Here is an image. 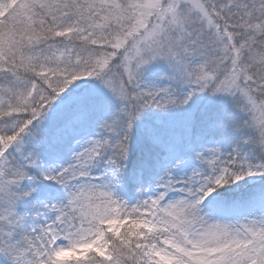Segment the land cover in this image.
<instances>
[{
	"label": "snow or ice",
	"instance_id": "1",
	"mask_svg": "<svg viewBox=\"0 0 264 264\" xmlns=\"http://www.w3.org/2000/svg\"><path fill=\"white\" fill-rule=\"evenodd\" d=\"M0 264H264V0H0Z\"/></svg>",
	"mask_w": 264,
	"mask_h": 264
},
{
	"label": "clouds",
	"instance_id": "2",
	"mask_svg": "<svg viewBox=\"0 0 264 264\" xmlns=\"http://www.w3.org/2000/svg\"><path fill=\"white\" fill-rule=\"evenodd\" d=\"M62 258H69V257H62Z\"/></svg>",
	"mask_w": 264,
	"mask_h": 264
}]
</instances>
